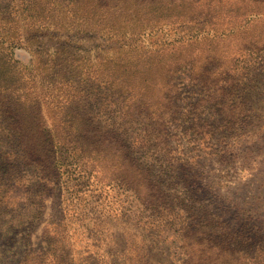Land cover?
Instances as JSON below:
<instances>
[{"label": "trees", "instance_id": "trees-1", "mask_svg": "<svg viewBox=\"0 0 264 264\" xmlns=\"http://www.w3.org/2000/svg\"><path fill=\"white\" fill-rule=\"evenodd\" d=\"M235 1L260 8L244 17L224 12L227 26L220 32L191 34L204 17ZM157 3L169 9L181 5L163 20L179 25L178 36L164 35L143 48L157 25L130 22H142L140 8ZM263 8L264 0H0V152L6 175L0 181L30 190V169L44 205L56 196L65 206L64 220L75 204L99 202L116 184L135 203L115 214L143 215L144 207L149 217L161 214L169 197H180L175 180L184 178L186 166H178L167 149V137L175 133L171 126L192 123L213 110L224 89L246 90L262 76L264 23L257 24L264 20ZM18 48L29 50L28 61L17 58ZM196 85L203 88L188 91L197 102L178 105L183 88ZM213 204L196 208L197 223L210 229L207 242L188 238L185 226L178 238L187 246L204 244L205 264H264L262 251H244L245 256L231 250L232 238L246 243L247 218L235 212L234 224L219 213L216 226L210 216L220 204ZM162 216L166 233L173 222H185L175 212ZM150 220L149 227L159 221ZM197 231L206 233L201 226Z\"/></svg>", "mask_w": 264, "mask_h": 264}, {"label": "rangeland", "instance_id": "rangeland-1", "mask_svg": "<svg viewBox=\"0 0 264 264\" xmlns=\"http://www.w3.org/2000/svg\"><path fill=\"white\" fill-rule=\"evenodd\" d=\"M135 7L132 3L131 8ZM179 7L180 4L169 9L165 4L157 3L140 8L142 17L137 19L143 21L130 23L157 25L150 35L144 37L143 48L158 42L164 35L172 38L178 36L179 25L167 24L163 20L177 12ZM259 8L251 3L238 4L235 1L229 8L214 11L213 17H208L210 19L204 17L206 22L194 28L191 34L220 32L219 28L227 26L220 16L224 12L244 17ZM154 12H160L161 17ZM212 21L215 22L213 26L210 25ZM262 23L264 20H260L257 26ZM162 24L168 26L158 31ZM216 41L222 42L221 38H216ZM133 42L141 43L140 38L136 37ZM110 52H117V49ZM16 56L28 61L31 53L25 48H18ZM252 85L246 90L244 86L224 89L222 96L215 101L213 110L203 112L202 117L199 116L192 123L182 124L183 121H178L171 126L175 133L171 139L167 137V141H170L167 149L177 157L178 166H186L181 170L184 178L175 180L178 187L176 194L180 197L175 201L169 197L168 207L161 211L164 210L166 214L175 212L178 219L185 222H173L166 233L160 224L163 212L149 217L151 210L144 207L143 215L139 212L136 215L129 212V215L123 216L115 214L117 210H125L135 203L117 184L113 188H106L100 204L98 201L88 206L85 201L75 204V210L71 208L64 220L60 213L62 210L66 213L65 206L56 202V196L49 198L44 205L41 189L37 190L36 175L28 169L26 174L30 178L32 191L22 186L10 188L0 181V264H205L202 256L204 244L194 245L193 241L187 246L177 234L185 226L188 238L207 242L205 238L210 237V229L197 223L200 217L196 208L201 204L214 206L213 200L220 204L216 215L209 214L216 226L221 225L219 213L232 220L235 212L247 218L250 231L246 234L247 241L241 244L238 238H232L234 244L231 250L237 253L241 250L244 254V251L250 252V255L263 253L264 70ZM200 88L203 87L183 88L185 92L181 96L185 97H180L177 104L191 107L189 104L196 103L197 98L193 99L188 90L197 92ZM221 125H226V129ZM0 163V178H6L5 169L2 168V152ZM183 182H188L187 188H184ZM191 206L195 208L188 213ZM156 216L159 221L150 224L155 228L152 229L145 221ZM65 222L69 224L66 228ZM233 223L236 224L235 220ZM200 226L206 233L197 231Z\"/></svg>", "mask_w": 264, "mask_h": 264}]
</instances>
